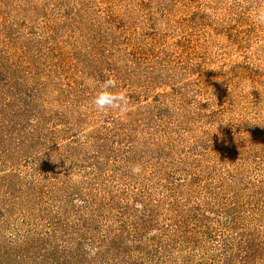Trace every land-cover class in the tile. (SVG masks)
<instances>
[{
	"label": "rangeland",
	"instance_id": "rangeland-1",
	"mask_svg": "<svg viewBox=\"0 0 264 264\" xmlns=\"http://www.w3.org/2000/svg\"><path fill=\"white\" fill-rule=\"evenodd\" d=\"M257 8L0 0V264H264Z\"/></svg>",
	"mask_w": 264,
	"mask_h": 264
},
{
	"label": "clouds",
	"instance_id": "clouds-1",
	"mask_svg": "<svg viewBox=\"0 0 264 264\" xmlns=\"http://www.w3.org/2000/svg\"><path fill=\"white\" fill-rule=\"evenodd\" d=\"M256 23L264 24V8H257L253 15ZM130 97L126 90L119 86V82L113 75H108L107 78L100 81L99 89L92 97L90 103L98 112L114 110L120 113L126 112L130 105ZM141 171V167L136 165L132 168L133 174ZM77 206H82L84 201L78 198L73 201ZM85 251L89 255L95 254V249L92 245L86 244Z\"/></svg>",
	"mask_w": 264,
	"mask_h": 264
}]
</instances>
